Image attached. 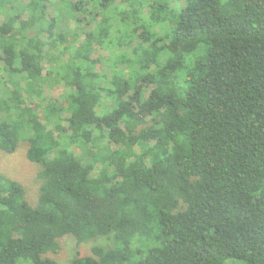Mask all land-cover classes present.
Listing matches in <instances>:
<instances>
[{
	"label": "trees",
	"instance_id": "16d2710c",
	"mask_svg": "<svg viewBox=\"0 0 264 264\" xmlns=\"http://www.w3.org/2000/svg\"><path fill=\"white\" fill-rule=\"evenodd\" d=\"M121 1L0 0V264H264V0Z\"/></svg>",
	"mask_w": 264,
	"mask_h": 264
},
{
	"label": "rangeland",
	"instance_id": "374dc122",
	"mask_svg": "<svg viewBox=\"0 0 264 264\" xmlns=\"http://www.w3.org/2000/svg\"><path fill=\"white\" fill-rule=\"evenodd\" d=\"M118 2V5H122L123 1L121 0H116ZM186 0H172V4H170V8L176 9L181 8L182 6L185 5ZM125 4V3H124ZM128 7V4L126 5ZM172 9V10H173ZM48 14L50 17H54L56 14L55 9L53 6H50L48 8ZM147 16H149V12H147ZM80 19H83V16H80ZM100 18H98L97 22L95 21H90L87 20V23L84 26L87 28L89 31H96L98 29V26L100 24ZM72 25L74 26V23L72 22ZM170 27V25L168 26ZM156 32H160V29H156ZM157 34V33H156ZM143 35L141 32L137 33V37L134 38L133 45L128 48H125V51H129L131 53H134L135 50L142 52L143 49H147L150 47V43L144 41ZM160 35V33H159ZM144 36V35H143ZM44 41H48L46 36H43ZM93 58L98 59L101 62L97 69L100 73L106 74L108 77H111V73L114 69L113 62L116 61H109L112 62L110 63L111 65H108L106 63L107 59L109 58V54L104 52L102 49H100L99 46L95 45L94 46V53H93ZM126 66V65H125ZM46 67V64H45ZM119 68H123L124 65L119 63L118 64ZM152 88H148L147 94ZM68 92V89L64 86V84H55L54 82H50L46 85L45 87V95L50 99V100H60L61 96L65 93ZM66 118V116H64ZM77 154H79V151L75 149ZM27 145L24 143L20 147V149L14 153V154H6L0 151V173L6 176L7 178H10L18 183H20L25 191H26V200L27 202L35 206L37 204V201L40 196V189H41V182L38 179V173L40 171V168L37 165H34L30 163L27 160ZM101 241H97L96 243H99ZM60 248L59 251L55 254H48V258L56 261L58 264H70L73 258H75L76 253L79 252L82 256H89L91 255V248L94 246L93 244L90 245H83V246H78L74 237L72 236H67L64 239L60 240L59 242Z\"/></svg>",
	"mask_w": 264,
	"mask_h": 264
}]
</instances>
